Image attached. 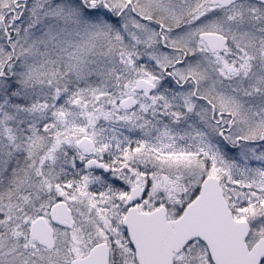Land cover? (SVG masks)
Returning <instances> with one entry per match:
<instances>
[{"label":"snow or ice","instance_id":"6c2138e0","mask_svg":"<svg viewBox=\"0 0 264 264\" xmlns=\"http://www.w3.org/2000/svg\"><path fill=\"white\" fill-rule=\"evenodd\" d=\"M0 264H264V0H0Z\"/></svg>","mask_w":264,"mask_h":264}]
</instances>
